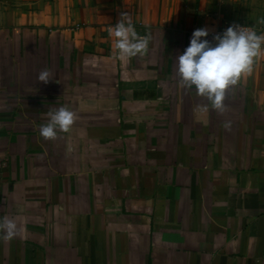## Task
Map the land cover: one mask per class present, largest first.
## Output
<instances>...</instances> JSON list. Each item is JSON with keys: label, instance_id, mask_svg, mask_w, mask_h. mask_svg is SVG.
I'll use <instances>...</instances> for the list:
<instances>
[{"label": "crops", "instance_id": "0c3cea01", "mask_svg": "<svg viewBox=\"0 0 264 264\" xmlns=\"http://www.w3.org/2000/svg\"><path fill=\"white\" fill-rule=\"evenodd\" d=\"M0 264H264V27L0 0Z\"/></svg>", "mask_w": 264, "mask_h": 264}, {"label": "rangeland", "instance_id": "374dc122", "mask_svg": "<svg viewBox=\"0 0 264 264\" xmlns=\"http://www.w3.org/2000/svg\"><path fill=\"white\" fill-rule=\"evenodd\" d=\"M201 5L222 33L236 25L264 27V0H201Z\"/></svg>", "mask_w": 264, "mask_h": 264}, {"label": "built area", "instance_id": "2783aa9c", "mask_svg": "<svg viewBox=\"0 0 264 264\" xmlns=\"http://www.w3.org/2000/svg\"><path fill=\"white\" fill-rule=\"evenodd\" d=\"M225 35L238 44H251L257 35V30L247 25H236L226 29Z\"/></svg>", "mask_w": 264, "mask_h": 264}]
</instances>
